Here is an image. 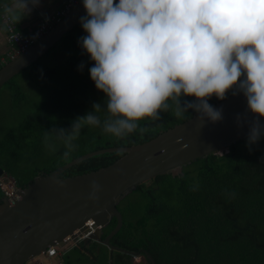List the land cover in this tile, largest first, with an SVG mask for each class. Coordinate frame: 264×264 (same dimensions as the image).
Wrapping results in <instances>:
<instances>
[{"label":"trees","instance_id":"trees-1","mask_svg":"<svg viewBox=\"0 0 264 264\" xmlns=\"http://www.w3.org/2000/svg\"><path fill=\"white\" fill-rule=\"evenodd\" d=\"M83 35L81 25L75 26L0 89V93L5 89L2 98L9 102L0 101V121L9 112L19 122L16 129H6L0 138V169L13 175L19 187L85 154L148 142L194 115L184 120L169 113H161L159 121L145 118L141 123L149 129L147 133L141 136L137 132L122 140L103 134L99 128H85L70 158L63 156V145L58 144L55 153L49 152L43 143L45 131L70 129L76 117L90 111L94 102L104 100V94L90 79L92 62L78 45ZM57 46L62 48L55 55L57 59L43 66L42 59ZM217 102L220 100L215 96L210 100L212 105ZM245 142L246 138L222 155L211 154L195 161L183 169L181 177L158 176L138 186L132 193L138 197L118 206L123 225L110 240L111 245L133 254L113 252L110 263L107 247L95 242L90 248L79 244L61 252L62 264H134L136 258L143 264H264V139L252 152ZM123 154L92 156L60 178L97 171ZM16 157H29L31 163L17 164ZM41 160L47 166L38 167ZM31 168L28 177H21ZM3 195L0 189V200ZM115 225L113 219L103 238Z\"/></svg>","mask_w":264,"mask_h":264},{"label":"clouds","instance_id":"clouds-1","mask_svg":"<svg viewBox=\"0 0 264 264\" xmlns=\"http://www.w3.org/2000/svg\"><path fill=\"white\" fill-rule=\"evenodd\" d=\"M82 3L85 35L78 45L92 62L90 79L104 100L76 117L70 129L45 131L49 152L63 145V156L70 158L85 128L121 140L137 132L143 136L149 129L141 122L159 121L161 113L179 120L194 113L202 123H217L223 109L210 100L223 101L229 93L246 100L235 119L238 127L249 125V152L264 139V0ZM41 6V0H0V33ZM83 68L82 62L78 70ZM92 188L95 197L99 186L93 182Z\"/></svg>","mask_w":264,"mask_h":264},{"label":"water","instance_id":"water-1","mask_svg":"<svg viewBox=\"0 0 264 264\" xmlns=\"http://www.w3.org/2000/svg\"><path fill=\"white\" fill-rule=\"evenodd\" d=\"M83 15L82 0H77L42 38L3 64L0 68V89L79 25ZM213 106L223 109L222 121L212 123L206 120L202 123L194 114L148 142L85 154L51 173L36 176L25 186L18 187L14 196L3 195L0 200V264H25L48 247L66 252L79 244L87 247L91 242L109 249L110 263L113 252L133 254L110 243L123 225L118 209L122 200L138 186L158 176H183L186 166L220 153L247 137L249 125L238 127L235 119L246 109L242 94H230ZM248 119L251 121L253 117ZM112 152L124 154L113 164L97 171L60 178L77 163ZM2 173L4 170L0 169V175ZM93 182L99 186L95 197ZM113 219L115 227L102 238L103 230ZM85 253L90 255L89 251ZM137 264H143V261Z\"/></svg>","mask_w":264,"mask_h":264},{"label":"built area","instance_id":"built-area-1","mask_svg":"<svg viewBox=\"0 0 264 264\" xmlns=\"http://www.w3.org/2000/svg\"><path fill=\"white\" fill-rule=\"evenodd\" d=\"M77 3V0H66V5L63 11L58 12L57 14L48 17V21L44 20L40 26L34 30L29 35H21L16 32L13 28L7 30V40L11 43L14 48L12 51L7 54V62L15 57H17L20 53H22L29 46H32L42 38L53 26L56 24L62 17H64L71 8ZM38 34V39H33V36ZM11 180H0V189L4 193L5 196L11 197L17 193L18 185L14 178H10ZM61 255V251L55 247H48L45 251L41 252L39 255L29 260L25 264H49L46 261H49L53 257H59ZM140 259V258H139ZM141 260V259H140Z\"/></svg>","mask_w":264,"mask_h":264},{"label":"crops","instance_id":"crops-1","mask_svg":"<svg viewBox=\"0 0 264 264\" xmlns=\"http://www.w3.org/2000/svg\"><path fill=\"white\" fill-rule=\"evenodd\" d=\"M42 6L33 11L29 18L24 19L14 30L21 35H29L36 30L45 20V16L50 17L64 10L66 0H41ZM14 46L7 40V31L0 33V68L7 62L9 54ZM61 259V255L59 256Z\"/></svg>","mask_w":264,"mask_h":264},{"label":"rangeland","instance_id":"rangeland-1","mask_svg":"<svg viewBox=\"0 0 264 264\" xmlns=\"http://www.w3.org/2000/svg\"><path fill=\"white\" fill-rule=\"evenodd\" d=\"M60 49H62V48H59L57 46L53 51H51L49 54H47L42 59V65L43 66L44 65H47L48 66V64H51L52 60H54V58H56L58 56V52L60 51ZM55 55H57V56H55ZM4 90L5 89H3V93L5 94ZM3 93H0V101H1V103H9L7 101V99H5V97L2 98ZM0 115H1V106H0ZM18 126H19V122L17 121V119L14 118V116H11L9 112H6V117H5L4 121L0 123V138L2 137V135L4 134V132L6 131V129H10V128L16 129ZM226 152L227 151L224 150V151H222L220 153H217L216 155H222V154H224ZM16 160H17V164H18V162L19 163H24V164L31 163V160H30L29 157H24L22 159L16 157ZM42 160H41V162H39V163L36 164L40 168L47 166L44 162H42ZM32 171H33L32 168L29 169V170H27L26 172H24V174L21 175V177H28L32 173ZM4 178H5V180L8 181V180H11L10 178H14V177H13V175L11 176V174L9 175V174H7V173L4 172V173H2L0 175V180H2ZM137 197L138 196H136V194H131V195L126 196L124 198V200H122V202L120 203V206L119 207L120 208L123 207L124 204H126L127 202L129 203V201H131L132 199L137 198ZM70 247H72V245ZM46 263H49V264H62V259H59V257L57 256V257L51 258L49 261H46Z\"/></svg>","mask_w":264,"mask_h":264},{"label":"flooded vegetation","instance_id":"flooded-vegetation-1","mask_svg":"<svg viewBox=\"0 0 264 264\" xmlns=\"http://www.w3.org/2000/svg\"><path fill=\"white\" fill-rule=\"evenodd\" d=\"M110 223H111V222H110ZM105 229H106V228H105ZM105 229H104V230H105ZM104 230H103V233H104ZM110 232H111V231H110ZM106 236H107V235H106ZM106 236H105V237H106ZM105 237H104V238H105ZM102 238H103V236H102ZM92 243H94V242H91V243L89 244V246H87V248L92 247ZM78 246H79V245H78ZM95 251H96V253H97L99 250L96 249ZM140 261H141V260H140L139 258H136V260H134V264H137V263H139Z\"/></svg>","mask_w":264,"mask_h":264},{"label":"bare ground","instance_id":"bare-ground-1","mask_svg":"<svg viewBox=\"0 0 264 264\" xmlns=\"http://www.w3.org/2000/svg\"><path fill=\"white\" fill-rule=\"evenodd\" d=\"M141 262V261H140Z\"/></svg>","mask_w":264,"mask_h":264}]
</instances>
